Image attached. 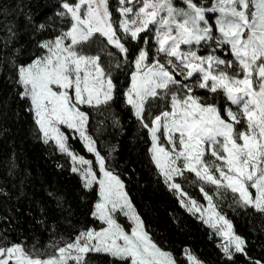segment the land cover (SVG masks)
I'll return each mask as SVG.
<instances>
[{"label": "snow or ice", "instance_id": "6c2138e0", "mask_svg": "<svg viewBox=\"0 0 264 264\" xmlns=\"http://www.w3.org/2000/svg\"><path fill=\"white\" fill-rule=\"evenodd\" d=\"M31 8L0 0V137L8 120L28 121L76 181L80 213L50 186V223L13 152L8 177L24 175L13 190L0 182V201H15L0 211V264H208L152 233L116 158L119 141L100 150L94 131L127 133L121 113L155 183L208 230L219 264H264V0H46L39 18Z\"/></svg>", "mask_w": 264, "mask_h": 264}, {"label": "trees", "instance_id": "16d2710c", "mask_svg": "<svg viewBox=\"0 0 264 264\" xmlns=\"http://www.w3.org/2000/svg\"><path fill=\"white\" fill-rule=\"evenodd\" d=\"M23 2L25 4L31 3L32 14L38 18L40 13L47 11L46 0H23ZM25 11H28V9L25 8ZM17 20L20 24H23L22 16H18ZM20 39L23 43L26 37L21 35ZM103 119V116H99L94 119L93 124L95 125L97 120ZM121 119L127 129L125 135L113 136L111 127L106 130L101 129L99 132L94 131L93 135L100 142L99 147L102 152L105 143H117L119 141L116 158L120 162L121 170L125 171L124 179L128 180L129 175L131 176L128 191L131 193V198L147 225L151 228L152 233L157 238H166L173 247L188 244L201 258L208 261V264H219L216 258L217 250L208 239V230L189 217L178 206L175 199L162 186L155 183L152 166L145 157L143 141L136 135L134 121H129L123 113H121ZM6 126L9 129L8 134L0 137V182L8 178L10 182L7 187L9 190H13V184L18 185L19 177L24 175L23 171H20L17 177H8V164L13 158L12 154L14 152L19 169H26L30 173L25 190L47 209L50 223L58 219V213L54 210L53 202L45 191L50 186H54L56 190L61 191L67 197L73 209L79 214L80 206L76 192V181L67 175H62L56 169L54 160L59 159V157H50L45 146L32 137L28 121L23 119L17 121L13 118L7 121ZM75 146L78 149L82 148L78 143ZM82 154L88 156L87 153L82 152ZM8 203H15V201H0V211H3ZM28 204L29 201L24 200L18 204V207L27 210ZM225 209L233 219L235 229L239 233L251 237L253 233L246 219L234 216L230 210H227L226 206ZM34 212L37 216L39 215L38 210L34 209ZM173 215L179 219V227L174 222ZM23 219L28 221L31 218L24 216ZM47 235L46 232L40 233L42 240H47ZM250 251L258 254L260 251L259 246L254 244Z\"/></svg>", "mask_w": 264, "mask_h": 264}, {"label": "rangeland", "instance_id": "374dc122", "mask_svg": "<svg viewBox=\"0 0 264 264\" xmlns=\"http://www.w3.org/2000/svg\"><path fill=\"white\" fill-rule=\"evenodd\" d=\"M43 145V144H42ZM87 155H90V154H87ZM188 190L190 192H193V194H198V192L196 190H194L193 188L189 187ZM179 206V205H178ZM183 210V209H182ZM187 214V213H186Z\"/></svg>", "mask_w": 264, "mask_h": 264}]
</instances>
